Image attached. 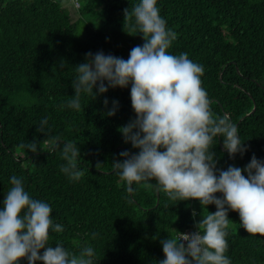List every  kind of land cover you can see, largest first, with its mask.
I'll list each match as a JSON object with an SVG mask.
<instances>
[{"label": "trees", "instance_id": "16d2710c", "mask_svg": "<svg viewBox=\"0 0 264 264\" xmlns=\"http://www.w3.org/2000/svg\"><path fill=\"white\" fill-rule=\"evenodd\" d=\"M85 1L75 19L61 0H0V207L16 175L30 196L51 205L55 222L64 227L49 233V244L63 243L77 254L90 245L97 264H158L164 258L161 240L196 231L200 218L216 209L197 200L171 201L163 191L135 184L133 203L125 199L130 194L112 163L122 160L121 151H137L118 131L135 118L130 86L95 100L82 97L79 112L59 108L74 95L75 66L85 62L86 53L126 60L144 43L134 17L124 16L139 0ZM158 7L177 33L168 51L187 53L203 65L201 86L212 112L228 114L248 147L243 157L230 159L217 137V167L243 168L253 154L264 158V0H158ZM104 96L109 108L113 99L119 101L112 117L104 115ZM43 118L46 135L37 132ZM56 139L77 144L84 171L78 181L61 173L65 161ZM34 140L36 153L22 147ZM228 217L226 255L232 264H264V237L240 227L237 212Z\"/></svg>", "mask_w": 264, "mask_h": 264}, {"label": "clouds", "instance_id": "9594fccd", "mask_svg": "<svg viewBox=\"0 0 264 264\" xmlns=\"http://www.w3.org/2000/svg\"><path fill=\"white\" fill-rule=\"evenodd\" d=\"M124 16L134 17V30L142 34L144 43L133 47L126 60L103 51L86 53L85 62L75 66L74 95L59 108L79 112L82 97L95 100L109 89L130 86L135 118L118 131L123 142L137 151H121L122 160L112 163L130 194L125 199L133 203L135 184L163 191L171 201L197 200L200 206L216 209L200 218L196 231L161 240L164 258L158 264H232L226 255L229 211L238 213L240 227L249 234L264 237V158L253 154L243 168L217 167L212 147L217 137L222 138L230 159L237 154L243 157L248 147L228 114L212 112L211 100L201 86L203 65L187 53L168 51L177 33L161 16L158 0H139L131 13L124 10ZM103 105L107 117L119 110V101L113 99L109 108L106 96ZM47 126L48 119H41L37 132L46 135ZM60 142L54 141L65 161L60 171L70 181H78L84 175L78 167L80 150L75 143ZM22 147L32 153L39 148L35 140ZM9 182L0 207V264H19L22 258L27 264H97L90 245L77 254L63 243L49 244L50 232L64 230L55 222L51 205L30 196L22 178L12 175Z\"/></svg>", "mask_w": 264, "mask_h": 264}, {"label": "rangeland", "instance_id": "374dc122", "mask_svg": "<svg viewBox=\"0 0 264 264\" xmlns=\"http://www.w3.org/2000/svg\"><path fill=\"white\" fill-rule=\"evenodd\" d=\"M86 1L85 0H80V3L83 5ZM62 6L69 8L72 16L76 19L79 15V10L80 8L75 5L73 0H61ZM83 7V6H82ZM81 7V8H82ZM99 27V26H96ZM232 227V225L230 226Z\"/></svg>", "mask_w": 264, "mask_h": 264}, {"label": "built area", "instance_id": "2783aa9c", "mask_svg": "<svg viewBox=\"0 0 264 264\" xmlns=\"http://www.w3.org/2000/svg\"><path fill=\"white\" fill-rule=\"evenodd\" d=\"M73 2L75 3L76 6H78L80 8V6H81L80 0H73ZM184 233L188 234V233H191V232L188 231V232H184Z\"/></svg>", "mask_w": 264, "mask_h": 264}, {"label": "water", "instance_id": "95a60500", "mask_svg": "<svg viewBox=\"0 0 264 264\" xmlns=\"http://www.w3.org/2000/svg\"><path fill=\"white\" fill-rule=\"evenodd\" d=\"M254 111V110H253Z\"/></svg>", "mask_w": 264, "mask_h": 264}]
</instances>
